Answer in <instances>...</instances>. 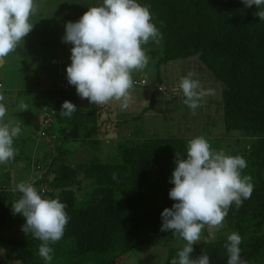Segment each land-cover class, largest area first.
Segmentation results:
<instances>
[{"label": "trees", "instance_id": "obj_1", "mask_svg": "<svg viewBox=\"0 0 264 264\" xmlns=\"http://www.w3.org/2000/svg\"><path fill=\"white\" fill-rule=\"evenodd\" d=\"M41 1L36 0L37 12L46 5ZM137 2L149 7L152 23L162 34L159 44L150 41L145 46L146 54L154 59L156 88L163 83L162 63L190 57H196L222 83L224 135L217 140L219 145L209 140L216 151L223 150L246 160L242 176H251L254 190L242 206L237 208L233 204L229 208L220 230L239 234L241 260L247 264H264V21L255 15L256 6L245 7L242 0ZM74 3L86 12L99 6L102 0H74ZM6 64L7 60L3 68ZM62 73L59 80H47L46 84L50 83L47 87L38 84L35 90L17 93L25 98L23 102L27 100L29 107L22 113L33 118L30 130L35 139L39 112L55 113L46 129L50 141L39 139L46 147L44 153L35 160H27L37 173L28 183L43 198H58L67 205L69 221L64 235L58 242L49 244L53 249L50 264H125L124 256L138 246H154L162 239L177 241L178 235L171 230L165 235L158 232L162 211L175 203L168 196L174 187L170 180L175 153L186 158L187 141L174 135L144 137L138 132L131 136L115 132V139L106 138L112 120L103 118L104 107L81 99L74 86L63 90L60 83L67 81V76ZM150 100L148 108L153 106V99ZM32 101H36L38 110L30 108ZM64 101L77 107L71 117L60 113ZM18 102L17 99L15 105ZM126 121H113L112 125L114 129L123 128ZM232 136L241 139L236 147L232 145ZM27 140H20V151L6 164L7 170L11 171L12 165L25 155ZM79 147H87L90 157L73 162ZM10 178L0 180V264H49L39 255L41 241L31 233H5L25 224L23 217L14 215L11 209L22 194L13 191L15 186L10 184ZM185 243L171 246L164 264L178 259L177 253ZM226 243L227 237L212 241L208 230H203L200 242L193 245L191 257L204 254L210 264H227Z\"/></svg>", "mask_w": 264, "mask_h": 264}, {"label": "clouds", "instance_id": "obj_2", "mask_svg": "<svg viewBox=\"0 0 264 264\" xmlns=\"http://www.w3.org/2000/svg\"><path fill=\"white\" fill-rule=\"evenodd\" d=\"M242 3L245 7L256 6L255 15L264 21V0H242ZM38 7L36 0H0V64L17 51L32 31L30 20ZM64 29L62 43L72 45L71 63L66 67L68 84L92 105L114 100L121 101V106L126 108L134 84L133 72L143 70L149 63L143 46L150 41L159 44L162 39L152 23L149 7L137 0H102L99 6L88 8L77 22H66ZM193 75L189 72L182 77L179 87L184 103L195 114L205 92ZM4 99L0 94V122L7 114ZM19 107L27 108L23 102ZM76 109V105L64 101L60 113L71 117ZM20 133L19 125L0 123V164L12 161L17 155L13 142ZM175 157L170 180L174 187L168 193L175 203L162 211L160 230H171L186 243L177 253L178 259L174 258L171 264H210L207 255L191 257L193 245L199 243L206 226L214 230L223 228L229 208L233 204L239 208L251 197L252 178L242 176V170L247 167L243 157L228 155L223 150L214 151L202 136L188 142L186 158H181L180 153H175ZM13 191L22 194L11 207L13 214L24 218L22 231L41 241L39 255L50 264L53 249L49 244L58 242L64 235L69 221L67 205L58 198H43L27 182L18 183ZM210 235L215 238L214 232ZM240 244L238 233L227 236V264H247L240 258Z\"/></svg>", "mask_w": 264, "mask_h": 264}, {"label": "rangeland", "instance_id": "obj_3", "mask_svg": "<svg viewBox=\"0 0 264 264\" xmlns=\"http://www.w3.org/2000/svg\"><path fill=\"white\" fill-rule=\"evenodd\" d=\"M40 3L42 5L45 3L46 5L44 6L43 11H38L37 15L33 16V21L31 22L33 24L32 31L27 37H25L24 41L21 42L17 51L9 54V56L5 58L7 60V64L0 72L4 83V89L7 88V84H10V86L12 85V87L15 88L18 87V89L35 90V86H38V84L45 85L47 80H59V76L61 75L60 73L63 71L64 73H62V76L65 75L66 67L71 63L70 49L72 48V45L70 43H62L65 31L64 25L66 22H77L79 20V18L84 14V12L80 10L81 6H76L74 0H42ZM45 26H47L45 29L48 33V38L46 36L47 33H45V29L40 30ZM145 46L146 45L143 47L145 48ZM155 47V45H152V48ZM147 55L150 58L149 63L143 70L138 71L140 74L148 76H145L147 82L146 86L144 85L145 88L144 86H140L143 87L141 88L142 99H148L150 96L148 92H151V89L156 88L155 82L157 80L154 59L151 58L149 54ZM57 69L62 71L57 72ZM134 72L132 74L134 81L140 80L143 77V75H139V73L137 74V71ZM160 72L161 82H163L162 85L167 89L165 95V97H167V104L164 106L159 105L162 94L156 92V102L153 104V109L147 113V115L153 116H151L147 121L143 120L141 127L138 122L133 121L134 125L137 124V132L144 137L156 136L166 138L167 136L174 135L184 138L187 141V144L191 139L202 136L207 141L210 139L215 142L216 145H219L217 140L224 135L221 110L222 101L220 99L222 83L216 79L196 57L162 63ZM189 72L194 73L192 78L200 82L201 87L205 92V95L199 101L200 106L195 110V114H193L192 110L184 103L185 97L182 90L179 88L181 78L187 76ZM48 84H46V86ZM8 94V100H14L13 93ZM171 94H176L177 97L174 96L173 99H170ZM21 97L23 96L18 97L19 102L14 105V108L16 107V109L20 112L18 116L12 115V105L7 104V114L4 118L6 123H13V119L18 120L22 111L25 110L19 107V104L23 102V99H25L24 97L21 99ZM141 97L132 88V90H130L127 102L128 106L126 108L121 106V101L117 102L114 100L107 104H103L102 106L106 111L110 110L111 112H116L118 108L125 110V113H127L125 116L129 118L132 115L139 114L142 107L147 104V102H145L143 105L142 103L139 105L137 100ZM146 99L141 100V102H144ZM26 102L27 100L23 103L27 106L26 109H28L29 106ZM32 102L30 108L35 107V111L38 110L36 108V101ZM108 115V117H112L110 116L109 111ZM5 121L3 123H5ZM25 122L26 120L24 121V124ZM112 124L113 121L109 123L106 138H114L117 136L116 133L120 136H131L133 133L132 126H128L127 128L123 126V128L120 127L118 129H114ZM144 128L145 130H142ZM30 129V127L23 125L20 135L14 139L13 146L19 150L18 143L22 138H26L28 139L26 145L32 150H30L29 153L24 150L25 154H27H22V156H20L21 158L14 163V165H12L11 171H9V169L7 170V163L0 164V180H5L6 176H10V184H14V186L22 181L28 183L31 179L36 178L37 173L35 174L33 172L27 160L28 158L32 159L34 155L32 154L34 151L33 146L42 144V142L41 140L35 139L34 134ZM237 133L238 132H234L232 134ZM210 140L208 141L209 143L211 142ZM231 140L234 141L232 145H235V147L239 145L241 141L239 136H232ZM227 141H230V139L228 138ZM210 145L212 144L210 143ZM86 150L87 147H79L76 149L73 162L86 161L90 157V154H87ZM213 150L216 151V148L214 147ZM5 173L7 175H5ZM6 182H9V180L6 179ZM21 219L24 221V218ZM203 230H208L209 239L212 241L213 238L210 235V232H214V240L225 238L231 234L230 230H214L208 228L207 226ZM5 233L15 235L25 234L22 231V227L19 226H15ZM158 233L159 235H165L166 232L159 231ZM176 240L177 241H172V239H162L154 246H138L134 250L127 253L124 256L123 261L125 264H164L168 249L173 245L176 246L184 243L183 239L180 238L179 235Z\"/></svg>", "mask_w": 264, "mask_h": 264}, {"label": "crops", "instance_id": "obj_4", "mask_svg": "<svg viewBox=\"0 0 264 264\" xmlns=\"http://www.w3.org/2000/svg\"><path fill=\"white\" fill-rule=\"evenodd\" d=\"M6 60V59H5ZM5 60H4V62L2 63V64H0V70L3 68V65H4V63H5ZM135 73V72H134ZM139 73V75H143V74H140V72H138L137 71V74ZM145 76H147V75H143V77L141 78V79H143V78H145L146 79V77ZM42 77V76H41ZM148 77V76H147ZM0 82H1V84H2V88L0 89V94H2V95H4V97H5V99H4V101H2V103H5L6 104V108H7V104H11L12 105V110L13 111H11L12 112V115H16V116H18V114L20 113L19 112V110L18 109H16V107L14 108V105H15V103H16V100L18 99V92L19 91H21V90H24V89H18V87L17 88H15V87H12V85L10 86V84L9 85H7V88L6 89H4V83H3V80H2V78H1V75H0ZM9 83V82H8ZM49 83V82H48ZM47 83V84H48ZM50 84V83H49ZM49 84L47 85V86H49ZM163 84V83H162ZM161 84V85H162ZM19 85V84H18ZM156 85V84H155ZM46 86V87H47ZM146 86V85H145ZM145 86H144V88H145ZM20 88V87H19ZM21 88H23V87H21ZM141 88H143V87H137V88H134L133 87V90L135 91V92H137L139 95H140V97H141ZM180 88V87H179ZM37 89V88H36ZM132 90V89H131ZM138 90H140V91H138ZM154 90H156V88H154V89H151V92H148L149 94H150V96L148 97V99H146V98H144V99H146L144 102H141V100H144V99H142V97L139 99V100H137L138 102H139V105H141V103H142V105L145 103V102H147V104H145L144 105V107H142V109L140 110V113L139 114H137V115H132L131 117H126L125 116V114L127 115V113H125V110H121L120 108H118V110H116V112H111L110 110H108L109 112H110V116H112L111 117V120L112 121H124V120H128V121H126V124L124 125L126 128L128 127V126H132V129H133V132H137L138 131V128H136V126H137V124L136 125H134L133 124V121H136V122H138V124L140 125V127L142 126V121L143 120H145V121H147L151 116H153V115H147V113L149 112V111H151V109H153V106L151 107V108H148L149 107V103H150V99H153V104H155V102H156V95H153V91ZM172 90V89H171ZM140 92V93H139ZM8 93H13V95H14V100L13 99H10V101L8 100L9 99V94ZM155 93H156V91H155ZM148 95V94H147ZM177 95H178V93H177ZM174 96H176V94H171L170 95V99H173L174 98ZM172 97V98H171ZM177 97V96H176ZM137 98V97H136ZM167 97H165L164 98V96L163 95H161V99H160V101H159V105H161V106H164V105H166L167 103H166V99ZM6 102H8V103H6ZM117 102H119V101H117ZM102 106V105H101ZM108 111H103V113H105V114H103V118H110V117H108L109 115H108ZM40 114H38V117H37V119H36V123H38V126H39V118H40V115H41V113L42 112H39ZM108 115V116H107ZM139 117V118H138ZM22 118H23V120H22ZM102 118V119H103ZM26 120V122H25V124H24V121ZM32 120H33V118L32 119H30V117H29V115H26V114H24V112L23 113H21V116H19V119L17 120V119H13V124H16V125H19L20 127H21V129H22V126L23 125H26L27 127H30L31 126V123H32ZM4 121H5V119H4ZM3 121V122H4ZM2 122V123H3ZM128 122V123H127ZM5 123H6V121H5ZM12 123V122H11ZM27 130H28V128H27ZM142 130H145V128L144 129H142ZM37 132H38V129H37V131H36V133L35 134H37ZM34 134V133H33ZM36 140H39V138H36ZM42 142V141H41ZM33 148H34V151H33V153L32 154H34L35 156H39V155H41V154H43L44 153V151H45V149H46V147L45 146H43V145H41V144H37V145H34L33 146ZM24 150L25 151H27L28 153H29V151L30 150H32L30 147H28L27 145L25 146V148H24ZM23 150V151H24ZM17 151H18V153H19V151H20V147H19V150L17 149ZM86 152H87V154H90V153H88V151L86 150ZM27 154V153H26ZM25 154V155H26ZM31 154V155H32ZM33 155V157H32V160H35L36 158H38V157H35Z\"/></svg>", "mask_w": 264, "mask_h": 264}, {"label": "built area", "instance_id": "obj_5", "mask_svg": "<svg viewBox=\"0 0 264 264\" xmlns=\"http://www.w3.org/2000/svg\"><path fill=\"white\" fill-rule=\"evenodd\" d=\"M146 85V80L145 78L144 79H140V80H135L134 81V84H133V87H140V86H144ZM60 87L63 89V90H68L69 89V84L67 81L63 82V83H60ZM2 88V84L0 82V89ZM156 91L161 93L164 97L166 95V91L167 89L163 87V85H160L156 88ZM54 111L51 110V111H43L40 115V118H39V129H38V132H37V137L39 139H44L46 140L47 142L50 141V138L49 136L47 135V132H46V129L49 128L51 126V123L54 119Z\"/></svg>", "mask_w": 264, "mask_h": 264}]
</instances>
